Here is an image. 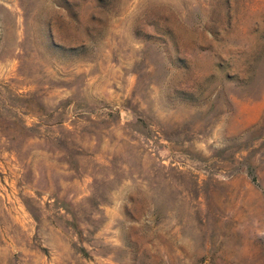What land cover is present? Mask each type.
I'll use <instances>...</instances> for the list:
<instances>
[{"label":"rangeland","instance_id":"1","mask_svg":"<svg viewBox=\"0 0 264 264\" xmlns=\"http://www.w3.org/2000/svg\"><path fill=\"white\" fill-rule=\"evenodd\" d=\"M0 264H264V0H0Z\"/></svg>","mask_w":264,"mask_h":264}]
</instances>
